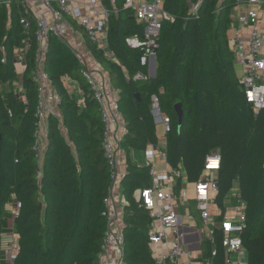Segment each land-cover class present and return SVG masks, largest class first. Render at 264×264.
Returning a JSON list of instances; mask_svg holds the SVG:
<instances>
[{
  "label": "trees",
  "instance_id": "obj_1",
  "mask_svg": "<svg viewBox=\"0 0 264 264\" xmlns=\"http://www.w3.org/2000/svg\"><path fill=\"white\" fill-rule=\"evenodd\" d=\"M125 1H106L108 7L118 9L111 15L108 34L117 61L91 45L119 92L126 126L121 147L127 153V170L120 180L125 197V264H157L149 239L153 218L140 200L141 191L152 182L150 167L130 158L133 150L159 145L155 96L161 112L171 120L167 161L173 170L185 172L178 176L177 187L198 180L207 157L218 151V201L233 189L240 190L247 201L248 221L242 235L247 264H264V108L254 113L237 73L229 41L236 0H165V9L174 20L162 24L154 77L149 64L141 63L144 48L126 41L133 35L143 38L145 24L125 8ZM23 36L18 18L9 26L7 9L1 7L0 263L3 247L15 233L19 240L16 264H98L107 231L104 201L113 185L103 147L102 107L81 73L85 66L61 39L51 36L45 71L61 98V117H49L48 144L40 162L34 148L40 99L32 79L35 43L22 79L15 68V49ZM66 74L81 83L83 106L65 86L62 77ZM18 81L24 94L15 84ZM178 103L184 113L182 125ZM13 202L21 204L18 214L7 212ZM216 238L215 264H225L221 234L217 232Z\"/></svg>",
  "mask_w": 264,
  "mask_h": 264
},
{
  "label": "built area",
  "instance_id": "obj_2",
  "mask_svg": "<svg viewBox=\"0 0 264 264\" xmlns=\"http://www.w3.org/2000/svg\"><path fill=\"white\" fill-rule=\"evenodd\" d=\"M106 1L0 0V8L6 7L9 26L16 16L23 27L22 43L15 49V68L20 79L28 69V54L34 43L36 45L32 79L38 87L40 99L37 107V141L34 148L40 162L44 160L47 148L49 117L52 114L58 116L61 103V98L45 71L51 36L61 39L85 66L81 73L102 107L105 124L103 147L111 165L113 179L109 196L104 201L107 206V231L98 255V264H125L122 208L114 199L115 187L123 175L120 172L118 153L126 131L122 132V128L117 127L123 116L119 110V98H109L107 87L89 64L87 55L91 51L84 52L81 45L85 35L90 42L104 50L106 56L117 61L108 48V34L111 15L117 13L118 9L115 5L108 7ZM125 8L133 10L136 19L145 24L143 38L133 35L127 37L126 41L132 47L144 48L141 63L150 66L152 58L157 54L162 24L165 20H174V16L165 9V0H126ZM233 8L229 41L236 65L242 68L239 80L246 100L257 114L264 108V0H236ZM76 25L83 29L84 35L78 32ZM137 77L142 75L138 74ZM15 84L20 86L24 94L22 82ZM153 115L156 122L164 125L167 135L171 130V120L161 112L156 96L153 98ZM161 144L166 146V142ZM146 155L152 182L141 191L140 200L150 210L153 218L149 239L156 263L215 264L214 258L219 254L216 238L218 232L222 237L220 245L224 250L225 264H247L248 251L242 238L248 221L247 201L239 189H233L221 202L218 201L217 175L221 165L219 152L214 151L207 157L201 177L193 182V197L197 201L201 218L197 231L202 240L212 245L209 256H205L201 249L193 251L185 246L184 217L177 212V208L180 200L191 199L189 184L185 185L179 197L174 192L176 177L183 172L170 169L166 153L159 145L147 150ZM158 155L167 165L165 171H158L156 168ZM20 206V203L15 204L14 214H18ZM18 253L19 240L13 233L3 247V261L0 264H16Z\"/></svg>",
  "mask_w": 264,
  "mask_h": 264
},
{
  "label": "crops",
  "instance_id": "obj_3",
  "mask_svg": "<svg viewBox=\"0 0 264 264\" xmlns=\"http://www.w3.org/2000/svg\"><path fill=\"white\" fill-rule=\"evenodd\" d=\"M233 12H234V8H233L232 13ZM76 28H77L79 33L84 35L83 34L84 31H83L82 28H80V26L76 25ZM84 38L85 39H83V41L81 42V45L83 47L82 49H83L84 52L89 53L91 51L89 53V55H87V57L89 58V61H90L89 64H90L91 68H93V70L99 76V79L107 87V94H108L109 98L111 100H113L114 98H119V92L113 87V85L111 83L110 73L98 61V59L94 55L93 50L91 49V45L94 46L95 44L90 42L88 40V37H86L85 35H84ZM108 43H109V35H108ZM108 48L110 50V47H108ZM106 57H108V56H106ZM150 67H151V65L149 66V72H150V75H151V68ZM62 80H63L65 86L67 87V89L69 90V92L72 93V94H75V96L77 97L79 103L83 106L84 103H85V97H84V91L82 89L81 83L78 80L73 79L71 76H69L67 74L62 77ZM58 116L61 117L60 113H58ZM157 123H160V122H157ZM117 127L118 128L121 127L122 128L121 129L122 132L126 131V126H125L123 118L121 120H119V122L117 124ZM157 133H158V136L160 137L159 146L163 147V150L165 151L166 146L164 147V145H162V144L160 145V143L167 141V138H166L167 136L165 135V128H164L163 124H162V131L161 132L159 131L158 125H157ZM45 142L46 141H44V144H45ZM47 144H46V146H47ZM151 148H153V147H150L149 149H151ZM149 149H147V150H149ZM147 150H133L131 152V154H130L131 161L133 163L137 164V165H146V166H148L147 165L148 160H147V155H146V151ZM118 155H119V160H120V163H121L120 172L123 174L122 175V177H123L125 172H126V170H127V153L122 147H120ZM156 160H157V166H156L157 170L158 171H165L166 168H167V165L162 161V159H161V157L159 155L156 157ZM168 166L170 167L169 163H168ZM170 169H172V168L170 167ZM182 172H183L182 175H184L185 172L184 171H182ZM177 177H176V182L178 180ZM188 183L189 182L184 183L182 185L183 188L182 187L178 188L177 185H176V187L174 188V192H175V194L178 197L180 196L181 191L183 189H185L184 188L185 185L188 184ZM114 199L121 206V208H122V216H123V207H124V203H125V197H124L123 189L121 188L120 183H118V185L115 187ZM192 203L195 204L196 209L198 211L197 201L195 199L180 200L179 206H178V208L185 207V210H186V214L183 215L181 213V215L184 217V225H183V227H184V231L186 232L185 246L187 248L193 250V251L201 249V250H203L205 256H209L210 252L212 250V246H211V244L208 241H204V240H202L200 238V235H199V232L197 231V229H198V226L200 225L201 218L199 220V218L196 215L197 213L195 215H193L192 210H191ZM15 204H16V202L9 203L7 205V212L8 213L14 214ZM198 213H199V211H198ZM152 223H153V221H152ZM209 245H210V247H209ZM153 256H154V254H153Z\"/></svg>",
  "mask_w": 264,
  "mask_h": 264
},
{
  "label": "rangeland",
  "instance_id": "obj_4",
  "mask_svg": "<svg viewBox=\"0 0 264 264\" xmlns=\"http://www.w3.org/2000/svg\"><path fill=\"white\" fill-rule=\"evenodd\" d=\"M237 73H238L239 76L242 75V68L240 67V65L237 66ZM157 125H158L159 131L161 132L162 131V124L161 123H157ZM188 184H189V186H188L189 188L188 189L190 190L191 199H194V197H193V195H194V188H193L194 187V183L193 182H189ZM191 210H192L193 215H195L197 213L196 215H197V217L200 220V214L198 213V211H197L196 206H195L194 203H192V205H191ZM177 212L179 214L182 213L183 215L186 214L185 207L178 208L177 209ZM200 223H201V220H200Z\"/></svg>",
  "mask_w": 264,
  "mask_h": 264
},
{
  "label": "water",
  "instance_id": "obj_5",
  "mask_svg": "<svg viewBox=\"0 0 264 264\" xmlns=\"http://www.w3.org/2000/svg\"><path fill=\"white\" fill-rule=\"evenodd\" d=\"M150 68H151V76L154 77L156 75V68H157L156 57L152 58L151 67ZM137 96L139 97V95H137ZM176 109H177V113H178V116H179V125H182L183 118H184L182 104L178 103L176 105Z\"/></svg>",
  "mask_w": 264,
  "mask_h": 264
}]
</instances>
